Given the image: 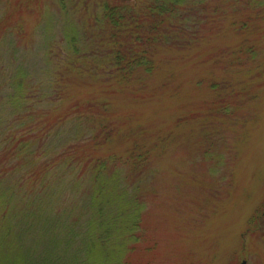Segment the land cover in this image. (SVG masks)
Returning a JSON list of instances; mask_svg holds the SVG:
<instances>
[{"label": "rangeland", "instance_id": "374dc122", "mask_svg": "<svg viewBox=\"0 0 264 264\" xmlns=\"http://www.w3.org/2000/svg\"><path fill=\"white\" fill-rule=\"evenodd\" d=\"M21 1L29 3L31 10L16 16L25 31L19 38H36L35 44L21 42L20 46L27 56L24 66L32 73L26 86L31 97L26 104L33 106L25 112L39 111L36 121L25 117L28 122L13 126L11 132H3L4 124H0V152L7 148L5 139L10 136L14 144L21 136L41 132L43 119L59 123L50 131L44 129L43 135L53 136L49 141L63 151L66 138L73 149L97 156H125L139 142L150 152L137 172H145L140 180L143 189L136 190L143 222L136 229L140 238L129 243L136 247L130 254L133 262L242 264L246 260L245 264H264V0H211V11L206 10L207 16L198 17L194 25L199 37L166 38L173 43L158 48L159 70L154 74L131 84H110L74 74L63 82L69 91L60 97L63 107L53 102L55 87L51 76H46L47 69L42 62H33L35 53L44 48L37 40L44 42L45 32L52 39H61L63 23H94L97 2L90 0L87 10L71 14L66 21L58 0ZM80 3L78 9H83L85 3ZM8 47L14 48L4 39L0 46L4 48V52L0 50L1 98L12 69L19 64ZM92 93L111 102L102 112L119 132L109 144L89 138L87 120L78 132L69 121L66 107L74 98H89ZM6 100L0 99V106ZM95 142L103 145L95 148ZM16 157L8 161L18 169ZM5 162L1 172L14 171L3 167ZM84 165L79 162L72 169L62 168L64 176L57 182V196L73 217L77 210L73 207L87 196ZM128 188L129 198L136 197L133 185ZM1 201H10V196ZM130 228L113 230L111 242L118 246L128 241ZM17 239L20 242L19 236Z\"/></svg>", "mask_w": 264, "mask_h": 264}, {"label": "trees", "instance_id": "16d2710c", "mask_svg": "<svg viewBox=\"0 0 264 264\" xmlns=\"http://www.w3.org/2000/svg\"><path fill=\"white\" fill-rule=\"evenodd\" d=\"M89 1L58 0L66 21L76 13L79 15L80 10H87ZM94 1L98 10L93 13L94 23L87 25L83 20L63 23L61 39H52L45 32V41L37 40L44 48L42 53H35L33 62H42L47 69L46 76H51L50 82L55 87L53 96H56L53 102L57 106L63 107L62 98L69 92L63 82L74 74H87L110 84L140 82L144 76L154 74L159 70L155 60L158 48L173 43L165 39L198 38L197 29L194 30L197 18H205L206 10L211 11V0ZM79 3H85L83 9H78ZM27 4L21 0H0V46L4 39L9 40L14 46L8 47L10 55L19 61L0 96V99L7 98V104L0 106L3 132H11L13 126L22 127V122H28L25 117L35 121L38 118L39 110L25 112L33 106L26 104L31 97L26 86L32 73L24 66L27 56L20 50L21 42L35 44L36 38L35 41L19 38L25 31L22 20H16L18 12L31 10ZM186 33L190 35L184 36ZM7 59L10 69L12 60ZM102 97L92 93L89 98H74L66 108L75 131H80L79 126L87 120L84 125L89 138L109 144L119 130L103 115L102 110H107L111 102ZM44 120L39 125L41 132L21 136L14 144L8 135L5 140L9 144L0 152V167L2 161H6L3 167L10 166L8 160L14 155L19 166L18 169L8 167L14 170L11 172L0 170V188L4 190L0 192V264H144L133 262L130 254L136 247L129 243L140 238L136 229L143 222L142 203L136 190L139 186L143 189L140 180L145 172H137L144 166L150 149L135 142L133 150L125 156L116 153L97 156L94 152L73 149L66 138L63 151L49 141L53 136H44V129L50 131L59 123ZM100 142H95L93 147L103 145ZM79 162L85 164L82 175L86 173L89 184L86 200L73 207L77 208L73 217L66 213V206L63 207L62 199L57 196V182L64 176L62 168L72 169ZM130 184L136 197L128 196ZM7 195L10 201H1ZM132 207H136L133 212L126 211ZM128 226H131L126 234L128 241L114 245L112 231Z\"/></svg>", "mask_w": 264, "mask_h": 264}, {"label": "water", "instance_id": "95a60500", "mask_svg": "<svg viewBox=\"0 0 264 264\" xmlns=\"http://www.w3.org/2000/svg\"><path fill=\"white\" fill-rule=\"evenodd\" d=\"M246 263V260H244L243 262H242V264H245Z\"/></svg>", "mask_w": 264, "mask_h": 264}]
</instances>
